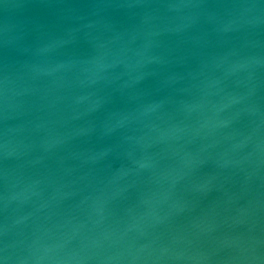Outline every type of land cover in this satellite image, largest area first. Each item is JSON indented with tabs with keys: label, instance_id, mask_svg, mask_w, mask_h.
<instances>
[{
	"label": "water",
	"instance_id": "obj_1",
	"mask_svg": "<svg viewBox=\"0 0 264 264\" xmlns=\"http://www.w3.org/2000/svg\"><path fill=\"white\" fill-rule=\"evenodd\" d=\"M0 264H264V0H0Z\"/></svg>",
	"mask_w": 264,
	"mask_h": 264
}]
</instances>
